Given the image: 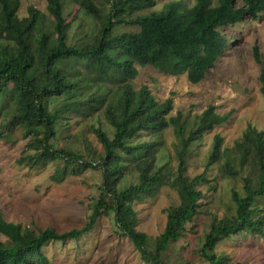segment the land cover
<instances>
[{
  "label": "trees",
  "instance_id": "1",
  "mask_svg": "<svg viewBox=\"0 0 264 264\" xmlns=\"http://www.w3.org/2000/svg\"><path fill=\"white\" fill-rule=\"evenodd\" d=\"M63 1L46 0L47 10L55 21L57 38L53 43L48 34L36 35L43 19L37 9L30 7L29 16L20 19V0H0V95L12 84L18 97L16 110L6 125L8 135L0 131V139L10 142L13 129H22L24 139H34L27 148L34 150L35 154L20 158L18 163L35 169L62 160L67 167L56 177L65 175L68 166L74 163H80L86 170L101 171L100 200L93 206L91 219L84 227L63 233L52 228L35 231L8 222L0 210V233L8 239L7 242L0 241V264H51L44 253L49 243L78 240L92 230L93 218L109 213L115 214L117 227L145 263L168 264L163 260V254L199 214L204 195L198 188L207 181L206 174L194 178L186 175L189 149L206 133L225 124L230 115H220L214 106H210L186 135L180 113L168 118L173 111V98L159 102L147 86L134 90L131 81L139 74L136 65L151 66L169 76L186 75L192 85L202 83L225 53L226 41L220 29L247 19L259 20L264 13V0H194L192 6L179 0L169 3L161 12L139 16L133 14L152 8L156 0H105L109 15L102 20L93 44L85 47L71 46L67 42ZM78 2L89 15L100 18L101 11L94 0ZM124 25L138 27L139 31L111 38L114 28ZM254 58L262 66L259 81L264 98V64L257 46ZM70 59L88 62L98 73L93 82L122 85L118 108L108 106L106 110L108 120L115 128L113 138L102 129L93 128L104 149L100 162L96 164L52 144L57 123L63 115L58 109L50 111L48 102L75 93L80 87L61 68V63ZM98 103L99 97L96 96L87 105L98 112ZM170 125L182 142L174 183L180 205L166 210L164 232L157 238L155 249L150 250L148 235L136 230L137 216L133 205L157 194L165 182L164 169L155 168V143L131 145L129 141L142 131L160 134ZM222 146L223 138L216 135L208 167L221 160ZM236 146L241 168L249 162L246 151L256 153L258 180L256 186L250 180H244L245 195L233 192L236 216L215 222L205 236L201 257L208 264H225L224 257L215 255L216 246L224 238L244 231L264 237V215L255 208L256 200L264 197V131L249 125ZM141 153L146 157L137 164L138 183L119 189L125 163ZM225 173L238 178L241 170L226 165Z\"/></svg>",
  "mask_w": 264,
  "mask_h": 264
},
{
  "label": "rangeland",
  "instance_id": "2",
  "mask_svg": "<svg viewBox=\"0 0 264 264\" xmlns=\"http://www.w3.org/2000/svg\"><path fill=\"white\" fill-rule=\"evenodd\" d=\"M101 16L96 19L84 11L78 0H64L65 36L71 46L85 47L93 44L99 34L102 20L109 15L105 0H94ZM179 0H156V4L133 16L161 12ZM192 6L194 0H183ZM18 17L29 16L34 7L43 19L37 36L48 34L56 41L55 21L47 10L46 0H20ZM138 27L118 26L111 38L128 33H137ZM226 41L225 53L217 61L206 79L192 85L187 76H169L151 66L136 65L138 76L131 84L135 91L147 86L159 102L173 98V111L168 118L181 114L186 135L193 129L201 114L214 106L220 115H230L229 120L206 133L193 143L187 158V173L190 178L206 174L207 181L199 186L204 197L199 214L187 225L179 240L172 242L163 254L168 264H208L201 257V246L211 226L220 220L236 216L233 192L245 195L244 180L257 184L258 159L256 153L246 151L249 162L241 168L237 143L249 125L264 131V98L259 81L262 66L256 63L254 48H259L264 64V13L257 21L250 19L220 29ZM114 58V57H113ZM65 75L79 83L75 93L55 98L48 102L50 111L60 110L63 118L56 126V138L52 144L80 155L84 161L98 163L104 149L94 134L93 128L102 129L113 138L115 128L108 120V106L117 109L122 99V85L110 82H93L98 73L86 61L70 59L61 63ZM99 97L94 112L90 105L93 97ZM18 97L10 84L0 95V131L8 135L6 125L17 107ZM23 130L13 129L10 142L0 139V210L6 221L21 224L32 230L48 228L59 233L81 229L91 219L93 206L100 200L102 173L84 169L82 165L70 164L65 175L56 177L67 166L57 160L35 169L20 165L22 157L34 155L28 144L33 138L24 139ZM223 138L221 160L208 167L213 152L214 138ZM16 143H12L13 141ZM155 143V168H163L165 182L154 197L136 201L133 205L137 216L136 230L148 235L149 249L154 250L157 238L164 232L167 223L166 210L180 205L175 178L179 165L178 153L182 142L170 125L160 134L140 132L129 141L131 145ZM146 157L141 153L125 163L124 177L119 189L138 183L137 164ZM226 165L241 170L238 178L225 173ZM255 208L264 215V197L258 198ZM92 230L78 240L49 243L44 253L51 264H147L131 241L117 227L115 214L109 213L93 218ZM0 241L8 239L0 233ZM215 255L224 257L225 264H264V237L251 231L237 233L222 239L215 248Z\"/></svg>",
  "mask_w": 264,
  "mask_h": 264
}]
</instances>
